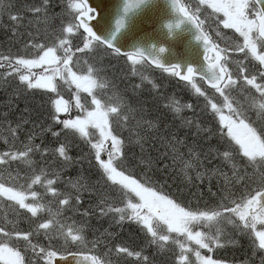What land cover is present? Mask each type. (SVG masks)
Returning a JSON list of instances; mask_svg holds the SVG:
<instances>
[{
	"label": "snow or ice",
	"instance_id": "obj_1",
	"mask_svg": "<svg viewBox=\"0 0 264 264\" xmlns=\"http://www.w3.org/2000/svg\"><path fill=\"white\" fill-rule=\"evenodd\" d=\"M12 7L10 0H0V17L8 13V42L25 36L27 39L22 50L0 51V81L7 84L15 80L25 91L40 92L46 98L42 107L47 115L39 124V133L30 118L21 117L13 127L4 114L0 122L4 129L0 136L6 147L0 151V201L6 199L13 216L8 219L6 212L0 217V264H70V257L77 264H113L109 258L113 251L125 258L124 264L130 257L136 258L132 264H153L144 255V247L137 251L117 246L108 253L100 252V240H89L84 224L66 215L83 207L85 192L96 203L93 205L90 199L83 216L99 209V215H111L118 224L135 223L146 245L167 248L175 256L174 264H193L189 258L192 254L196 264H226L200 251L211 252L214 246H222L224 223L247 236L254 250L264 252V0H198L195 8L177 7V0H173L181 17L177 26L184 20L194 23L196 39L203 44V64H189L186 70L178 64L165 65L139 49L122 52L111 41L102 39L92 22L102 25L103 20L95 15L96 8L88 0H67L60 14L68 17L66 26L62 23L51 35L47 28L41 31L39 27L21 33L26 17L13 14L9 11ZM49 7V0L25 5L23 11L32 17L28 27L46 25ZM202 8L212 10L206 19L214 16L217 26L222 24L224 29L239 34L242 43L236 42L230 48L243 53L244 60H230L229 47L219 48L212 43L203 31L204 21L198 18ZM117 24L123 26V21ZM74 31L80 33L83 43V48L76 46L77 52L103 47L124 55L134 66L143 60L189 82L198 96L204 97L205 109L218 117L216 132L179 116L184 109H191V104L169 99L166 107L174 117L179 116L183 126L194 127L195 136L205 131L218 135L217 144H209L207 150L195 140L189 144L187 137L178 138L160 117L149 118L150 113L142 105H133L119 92L105 95L110 82L100 76V69L89 66L84 74L74 71L75 53L67 38ZM210 50L214 52L211 58ZM253 61L258 63L250 67ZM229 63L236 65L235 72L229 70ZM197 76L207 81L218 96L210 97L202 91L194 82ZM59 82L75 85L74 95L65 99ZM237 88L243 90V102L232 94ZM81 93L91 99H82ZM25 111L30 117V110ZM249 111L256 112V121H251ZM26 124H32L33 129L25 132ZM48 133L58 147L45 143ZM21 134L26 137L24 141L19 140ZM37 136L40 144L35 143ZM69 136L88 146L85 158L90 169L99 173L95 183L80 173L74 179H63L64 171L80 162L69 155L74 146ZM185 148L186 153L182 151ZM213 158L219 160V165L208 169L205 161ZM213 178L217 179L215 185ZM235 189H240L239 195ZM22 222L27 227H21ZM260 264H264V257Z\"/></svg>",
	"mask_w": 264,
	"mask_h": 264
},
{
	"label": "trees",
	"instance_id": "obj_2",
	"mask_svg": "<svg viewBox=\"0 0 264 264\" xmlns=\"http://www.w3.org/2000/svg\"><path fill=\"white\" fill-rule=\"evenodd\" d=\"M39 2L40 0H10L13 7L9 11L13 14L19 13L20 15L26 17L24 21L25 26L19 29L21 33L30 32L33 31L35 27H39L41 31H44V29L47 28L48 34L51 35L60 29L62 23L66 26L68 17L60 14L63 11L64 5L67 3V0H49L50 7L48 9V15L50 19L48 23L46 25L41 23L38 26L34 24L32 27H28L27 21L28 19H32V17L23 11V8L25 5H31L32 3L38 4ZM184 3H186V1H184ZM189 7L192 8L191 6ZM0 24L4 25V27H0V51H7L8 49H11V51L15 53L18 50H22L24 48V40L27 39L26 36L24 39L17 38V40L12 43L8 42L10 33L6 32V27L10 25L7 12L0 17ZM208 33L210 34V29ZM210 36L215 42H218L215 34H210ZM67 38L72 41V50L75 53L73 57L74 71H78V64H80L81 66H86V68L82 71L86 73L88 63L90 62V56L97 53L100 49L102 50L103 59L106 61H108L111 54L114 53L109 50L105 51L103 47L96 49L94 52L88 50L84 52H77L76 46L83 48L80 33L74 31L72 34L68 35ZM229 51L230 57L232 55H237L239 58L238 60H243L240 59L244 58L243 53L232 52L230 47ZM115 55L121 60V64L119 65L127 68V70L122 72V78L119 79L120 82L117 80V82L120 83L119 88L125 95L128 96L127 99L133 105H142L144 109L150 113L149 118L160 117L172 131L178 134V138L182 139L187 137L189 144L195 140V142L204 150H207L209 144L213 146L217 144L218 135H213L205 131L199 136H195L194 134L196 129L194 127L188 128L183 126L181 119L179 118V116H182L193 122L198 121L202 128H210L213 132H216L218 128V117L214 118L210 110L205 109L204 97L198 96L195 90L191 87V84L181 82L170 73L165 72L163 69L154 68L143 60H140L139 63L134 66L125 56H121L116 53ZM254 65L256 64L252 63V66ZM134 67L137 69L135 72L132 71ZM144 76H149L153 80H156L158 87L152 88L150 83H148L147 88L141 92L135 89H130L131 84L127 83V79H129V82L134 83L137 78H142ZM194 82L197 86L201 87L202 91L207 92L210 97L213 95L218 96V94L214 93V90L206 88L200 80H196ZM257 82H259V80ZM59 83L65 99H69L74 95L75 85L69 86L63 84L62 82ZM165 84H167L168 89H166L167 87L164 89ZM251 91L255 93L253 90ZM109 92L110 89H106L104 94L108 95ZM166 94H169L172 97L171 99L179 100L181 104H191L193 107L191 109H184L179 116L174 117V114L166 107L169 101L168 103L164 102ZM232 94L241 102L244 101V93L241 88L235 89ZM81 96L82 99H91V97L86 93H81ZM45 99L46 98L43 97L40 92L33 93L31 90L25 91L22 87H20L18 81H9L7 84L0 81V122H2L4 114H7V119L13 122V127H15L16 122H20L21 117L30 118L36 122L37 127L35 128V131L36 133H39V124L44 122L45 116L47 115L45 108L42 107L45 103ZM217 102H219V100H217ZM26 109L30 110V117L29 112L25 111ZM73 115H75V112ZM248 115L251 121L257 120L255 111H249ZM61 118H65L63 114H61ZM31 129H33L32 124L24 125L25 132ZM3 132L4 129L0 128V133ZM25 138L26 137L21 134L19 140L24 141ZM52 139L53 138L50 133L46 134L45 143H47L50 147H58L59 145L52 143ZM69 139L72 140L74 145L72 150L69 152V155L74 157L76 161L80 162L74 163L72 166L68 167L63 173V179H74L77 177L78 173H80L86 176L92 183H95L99 179V173L94 168L90 169L88 160L85 158L88 153V146L75 137L69 136ZM35 143H41L39 136H37ZM4 150H6V147L3 143V137L0 136V151ZM182 151L186 153L187 149H182ZM36 158L38 159L39 157ZM201 159L203 160V157H201ZM218 165L219 160L215 158L210 161H205V167L208 169L216 168ZM13 167H15V165ZM200 171H204V169L201 168ZM224 171H228V169H224ZM249 171L251 170L249 169ZM21 175H23V172ZM192 175H194V173H192ZM177 183H179V181ZM197 183H200V181H197ZM212 183L215 185L217 183V179L213 178ZM169 184H172L171 180L169 181ZM180 186L183 187V185ZM68 187L70 188V186ZM207 187L208 179L205 178L203 181V191L205 193L207 192ZM171 190L175 191L176 188L173 187ZM195 190L196 189H193V191ZM216 190V187H213V191ZM235 191L237 192V195H239L240 189H235ZM90 199L91 203L94 205L96 201L90 198L88 193L85 192L81 199L83 207L75 214L68 212L66 215L72 217L76 222H82L84 224L89 240H100V252L108 253L109 249H114L117 246H128L137 251L140 250V247H144V255L149 256V258L152 259L153 264H174L175 256L167 248L161 250L155 245H146V238L140 231L139 226L135 223L125 221L122 224H118L111 215H99V209H96L94 212H90L88 216H83L82 213L89 207ZM6 212L8 214V219H13L9 203L5 199L4 201H0V217H2ZM116 219H118V217ZM69 223H71V221H69ZM20 226L27 227V224L22 222ZM221 227L225 233V238L221 240L222 246L219 248L214 246L211 252L207 249H201L200 251L203 255H210L214 259L224 260L228 264H260L261 258L264 257V252L254 250L250 239L241 234L238 230L234 229L232 225L224 223ZM62 243V240L59 241L58 246ZM191 247L194 248L196 246L193 243ZM176 251L178 252L179 249L177 248ZM109 258L113 261V264H124L125 258L118 257L114 251L111 253ZM189 258L193 261V264H196L194 254L190 255ZM126 259L128 260V264H132L136 258L130 257Z\"/></svg>",
	"mask_w": 264,
	"mask_h": 264
},
{
	"label": "water",
	"instance_id": "obj_3",
	"mask_svg": "<svg viewBox=\"0 0 264 264\" xmlns=\"http://www.w3.org/2000/svg\"><path fill=\"white\" fill-rule=\"evenodd\" d=\"M88 3L96 8L95 15L103 20L102 25L92 22L97 35L111 41L122 52L139 49L149 57L159 58L165 65L178 64L183 70L189 64L194 67L203 64V44L196 39L195 24L184 20L177 26L181 17L173 7V0H88ZM180 6L187 7L182 0H177V7ZM121 20L123 26L118 27L117 22ZM213 54L210 50L209 57ZM194 79L200 78L197 76ZM202 81L211 88L207 81ZM69 259L70 264H77L76 259Z\"/></svg>",
	"mask_w": 264,
	"mask_h": 264
},
{
	"label": "rangeland",
	"instance_id": "obj_4",
	"mask_svg": "<svg viewBox=\"0 0 264 264\" xmlns=\"http://www.w3.org/2000/svg\"><path fill=\"white\" fill-rule=\"evenodd\" d=\"M183 1H186L185 5H187L188 7L191 6L192 8H195L197 6V3H198V0H183ZM211 11H212L211 9L204 10L202 8L201 14L199 15L198 18L200 20L204 21L203 28L206 31H209V29H210L211 35L212 34L216 35L217 32H219L220 35L219 36L216 35V38L218 39V42L217 41L216 42L220 46H223V47H230L231 45H233L236 42L242 43V38L239 37L238 33H235L234 29H224L222 24L217 26V24L214 22L215 21L214 16L211 17L210 19H206V17L208 16V14ZM220 15L222 18V14H220ZM227 34H228V36H227ZM109 51L113 52L112 50H109ZM228 57L232 61L239 59L237 55H232L231 57L228 55ZM240 59L244 60V58H240ZM245 63H248V61H245ZM252 63L257 64L258 62L253 61ZM119 64H121V60L115 55V53H112L110 59L108 61H106L103 59L102 50L100 49L97 53L90 56V62L88 63V67L94 66L95 68L100 69L101 70L100 76L110 82L109 87H108V89H110V92H109L108 96L112 95L113 92L115 91V92H119V93L123 94L127 98L128 96L125 95L121 91V89L119 88L120 83L117 82V80L120 82L119 79L122 78V72L127 70V68L121 67ZM227 66H228L230 71H233V72L236 71V65L234 63H229ZM251 66L252 65H250V67ZM143 67H145V66H143ZM85 68H86V66H81L80 64H78V71H77L78 74H84V72H82V71ZM34 71H40V69H35ZM129 71H131V70H129ZM128 80L129 79H127V83L131 84L130 89H135V90H138L140 92L147 88L148 83H150L152 88H154V85H155V88L158 87V83L156 82V80H153L149 76L137 78L134 83L129 82ZM144 85H145V87H144ZM134 86H138V87H134ZM166 87H167V84L164 85V89ZM247 87L250 88V86H247ZM166 89H168V87ZM251 90H253L255 92L254 89H251ZM171 98L172 97L169 94H166L164 102L168 103L169 99H171ZM225 114H227V109H225ZM226 264H228V263H226Z\"/></svg>",
	"mask_w": 264,
	"mask_h": 264
}]
</instances>
